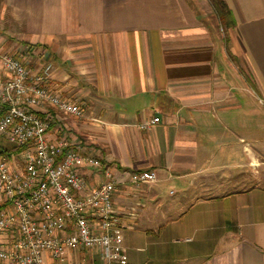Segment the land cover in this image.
<instances>
[{"label": "crops", "instance_id": "crops-1", "mask_svg": "<svg viewBox=\"0 0 264 264\" xmlns=\"http://www.w3.org/2000/svg\"><path fill=\"white\" fill-rule=\"evenodd\" d=\"M225 3L235 25L219 46L190 0H0L9 53L27 52L32 71L49 63L55 89L81 107L55 113L47 138L118 181L115 264H264V0ZM134 170L157 178L133 186ZM81 257L99 263L94 251L70 259Z\"/></svg>", "mask_w": 264, "mask_h": 264}, {"label": "built area", "instance_id": "built-area-1", "mask_svg": "<svg viewBox=\"0 0 264 264\" xmlns=\"http://www.w3.org/2000/svg\"><path fill=\"white\" fill-rule=\"evenodd\" d=\"M26 56L0 52V142L7 144L0 147V264H96L71 261V253L88 251L97 264L123 263V224L113 206L118 181L98 157L47 138L49 109L74 117L82 110L55 89L49 63L32 71ZM81 169L98 170L102 180L90 187ZM156 178L154 170L127 175L133 186Z\"/></svg>", "mask_w": 264, "mask_h": 264}, {"label": "rangeland", "instance_id": "rangeland-1", "mask_svg": "<svg viewBox=\"0 0 264 264\" xmlns=\"http://www.w3.org/2000/svg\"><path fill=\"white\" fill-rule=\"evenodd\" d=\"M192 3V7L193 9H195V11L197 12V14H199L200 17H202L203 19H205V21H207L209 23V29L211 30V32H213V30H216L219 34V39H220V45L223 43L224 37L226 36V34L222 31V28L217 20L216 15L214 14L213 10L211 9V12L207 11L208 10V1L207 0H190ZM210 6V5H209ZM211 8V7H210ZM206 22V23H207ZM207 23V24H208ZM1 27V26H0ZM213 27V29H212ZM3 30V29H2ZM3 32L0 29V37H4V35L2 34ZM6 41L8 42V44H10V41L7 40V38L5 37V40L1 41L0 39V47L1 45L3 46V48H1L4 52H10L12 51L11 49L13 48L10 44V46L5 47V43ZM1 50V51H2ZM255 103V102H254ZM260 108V123L264 124V106L259 105ZM250 123V122H249ZM7 145V144H3L0 142V147ZM169 188V187H168ZM168 188H165L166 191H169Z\"/></svg>", "mask_w": 264, "mask_h": 264}, {"label": "trees", "instance_id": "trees-1", "mask_svg": "<svg viewBox=\"0 0 264 264\" xmlns=\"http://www.w3.org/2000/svg\"><path fill=\"white\" fill-rule=\"evenodd\" d=\"M211 9L217 17V20L222 28V31L226 34L224 38L227 37V32L229 29H232L235 25V21L232 15L231 10L225 3V0H207ZM49 113L53 115L51 123L55 117V111L49 109ZM13 149V148H11Z\"/></svg>", "mask_w": 264, "mask_h": 264}]
</instances>
